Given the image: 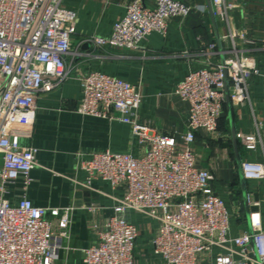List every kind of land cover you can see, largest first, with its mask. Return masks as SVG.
<instances>
[{
  "label": "built area",
  "instance_id": "1",
  "mask_svg": "<svg viewBox=\"0 0 264 264\" xmlns=\"http://www.w3.org/2000/svg\"><path fill=\"white\" fill-rule=\"evenodd\" d=\"M153 1L154 6H147L142 0H130L109 36L90 35L84 40L96 47L138 50L152 31L165 32L170 18L186 17L191 10L179 0ZM211 7L215 16L228 20L231 3L211 0ZM75 33V12L62 0H0V264H53L69 237L71 207L36 206L24 193L15 203L6 195L16 181L26 189L32 180L37 149L22 145L20 138L31 133L38 93L68 78L66 58L72 53ZM225 37L231 42L227 57L217 63L207 61L176 85L175 93L189 103L187 127L181 135L184 149L176 147L175 134L138 121L141 93L136 84L95 70L78 78L83 97L77 110L130 124L140 147L139 154L105 150L79 160L85 172V179L77 181L80 185L89 187L92 179L101 178L112 188L123 189L113 214L95 231L96 241L82 249L83 264H133L138 230L125 214L129 210L160 221L151 242L162 264H198L211 256L214 247L219 248L214 264H264L259 210L249 213V231L232 234L230 210L211 186V171L196 165L191 146L199 129H205L210 139H219L226 93L234 105L249 100L255 75L261 76L264 91V74L254 57L237 45L232 32ZM240 38L264 47V25L261 39L245 33ZM215 47L210 42L203 53L212 54ZM239 138L248 150L261 142L254 135ZM240 168L247 180L264 179V162L244 160ZM246 199L259 205L250 194Z\"/></svg>",
  "mask_w": 264,
  "mask_h": 264
},
{
  "label": "crops",
  "instance_id": "2",
  "mask_svg": "<svg viewBox=\"0 0 264 264\" xmlns=\"http://www.w3.org/2000/svg\"><path fill=\"white\" fill-rule=\"evenodd\" d=\"M129 1L62 0L64 7L75 12L76 33L72 35V53L66 58L69 76L52 90L38 93L31 133L20 138L22 145L37 149L36 164L26 189L18 180L8 187L6 197L16 203L24 193L36 206L71 207L69 237L53 264H83L82 249L96 241L95 231L113 214L123 196L122 188H112L101 178L92 179L89 187L80 185L77 181L85 179V172L79 168V160L97 151L140 152L130 124L77 110L83 97L78 79L82 73L100 71L136 84L141 93L138 121L158 132L175 134L178 149L186 147L181 135L187 127L189 103L175 93L176 85L207 61L217 63L227 57L231 42L225 36L229 32L264 74V47L246 44L240 38L245 33L248 38L261 39L264 0H226L232 4L227 21L213 14L211 0H179L190 5L189 14L170 18L166 31H152L138 50L114 45L96 47L84 40L90 35L109 36L125 15ZM142 1L154 6L153 0ZM210 42L216 47L206 55L203 51ZM185 51L189 54H183ZM2 82L0 75V86ZM218 130L217 140L210 139L205 129L197 131L191 144L196 165L211 171V186L230 210L232 234L249 231L252 210H259L264 228V179L247 180L240 168L244 160L264 162V91L260 75L250 82L249 100L234 105L226 93ZM243 135H254L261 142L248 150L239 138ZM247 194L253 200L257 196L259 205H250ZM125 214L138 230L133 264H162L151 242L160 221L136 210ZM218 251L214 247L211 256L198 264H214Z\"/></svg>",
  "mask_w": 264,
  "mask_h": 264
},
{
  "label": "water",
  "instance_id": "3",
  "mask_svg": "<svg viewBox=\"0 0 264 264\" xmlns=\"http://www.w3.org/2000/svg\"><path fill=\"white\" fill-rule=\"evenodd\" d=\"M255 199L257 200V199H258V197H257V196H255ZM255 208H256V207H252L251 209H255ZM247 249H248V250H250V245H248V246H247ZM250 255H252V254L250 253Z\"/></svg>",
  "mask_w": 264,
  "mask_h": 264
}]
</instances>
